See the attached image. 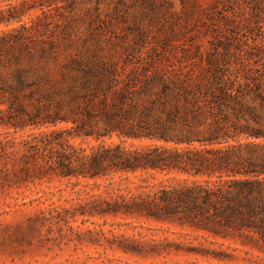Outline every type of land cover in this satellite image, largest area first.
<instances>
[{"label": "trees", "instance_id": "trees-1", "mask_svg": "<svg viewBox=\"0 0 264 264\" xmlns=\"http://www.w3.org/2000/svg\"><path fill=\"white\" fill-rule=\"evenodd\" d=\"M28 1L21 8H74L82 2ZM249 3L256 8L252 31L261 33L264 0ZM23 14L0 11V25L20 23ZM42 28L21 25L0 35V128L38 131L21 140L0 138V193L54 178L75 181L74 187H82L71 208L55 206L50 217L38 210L34 225L47 223L49 234L54 225L61 233L69 220L174 226L213 245H237L194 247L193 253L230 262L238 260L231 252L242 247V262L264 264V50L250 54L253 66L247 59L233 61L229 52L209 53L187 71L96 54L61 63L49 24ZM114 137L119 141L106 144ZM76 139L82 143L76 145ZM85 140L96 144L83 147ZM154 174L173 175V181L142 178ZM108 233L111 237L87 230L83 241L125 254L141 252L134 239Z\"/></svg>", "mask_w": 264, "mask_h": 264}, {"label": "rangeland", "instance_id": "rangeland-1", "mask_svg": "<svg viewBox=\"0 0 264 264\" xmlns=\"http://www.w3.org/2000/svg\"><path fill=\"white\" fill-rule=\"evenodd\" d=\"M81 1L74 8H64L63 4L60 8H21L22 4L32 1L0 0V11L17 9L19 14L24 12L20 23L1 24L0 35L21 25L42 30V26L49 24V36L58 45L56 55L61 63L73 57L86 59L96 54L116 62L125 59L141 60V64L157 62V68L175 71L184 67L185 71L191 69L194 61L205 59L209 53L223 55L229 52L233 61L247 59L253 66L252 59H248L250 54L264 50V30L261 33L252 31L256 26V8H251L249 3L252 0ZM262 10L264 12V8ZM261 25L264 26V22ZM38 62L36 58L33 64L37 66ZM48 66L55 69L52 62ZM125 69L130 71L132 67ZM194 71L197 73L198 67ZM69 127L71 124L58 125V128ZM31 133L38 131L26 129L14 133L0 128L1 139L8 136L21 140ZM118 141L114 137L106 140V144ZM80 143L82 140H75L76 145ZM131 143L136 146L151 144L128 142ZM95 144L94 140H85L83 147ZM172 176L154 174V177L144 175L142 178L172 183ZM74 182L70 184L67 180L54 178L51 183L29 190L0 193V264H247L241 261L244 258L242 247L231 252L238 260L230 262H219L191 252L194 247L226 250L229 246L237 248V245L228 241L213 245L199 233L174 226L111 218L106 224L96 219L95 225L91 222L81 225V220H69L67 226L61 225V233L54 225L49 234L47 223L43 227L34 225L38 210L45 211L46 217H50L48 213L55 206L71 208V199L77 197L74 192L82 187H74ZM31 200H36L33 206H22ZM52 203L54 205L50 206ZM87 230H103L107 237H111L109 231L124 234L140 244L141 252L125 254L92 246L83 241L87 238ZM164 239L178 245L165 247Z\"/></svg>", "mask_w": 264, "mask_h": 264}]
</instances>
